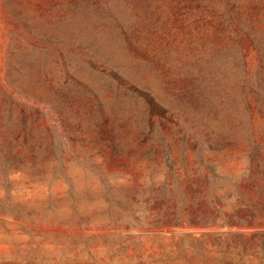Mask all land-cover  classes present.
<instances>
[{"label":"rangeland","instance_id":"rangeland-1","mask_svg":"<svg viewBox=\"0 0 264 264\" xmlns=\"http://www.w3.org/2000/svg\"><path fill=\"white\" fill-rule=\"evenodd\" d=\"M264 264V0H0V264Z\"/></svg>","mask_w":264,"mask_h":264},{"label":"trees","instance_id":"trees-1","mask_svg":"<svg viewBox=\"0 0 264 264\" xmlns=\"http://www.w3.org/2000/svg\"><path fill=\"white\" fill-rule=\"evenodd\" d=\"M244 258L243 257H241V258H239V260H237V263H241L242 264V260H243Z\"/></svg>","mask_w":264,"mask_h":264}]
</instances>
